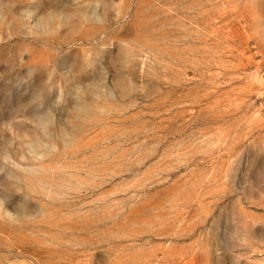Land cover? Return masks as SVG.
<instances>
[{
  "label": "rangeland",
  "instance_id": "obj_1",
  "mask_svg": "<svg viewBox=\"0 0 264 264\" xmlns=\"http://www.w3.org/2000/svg\"><path fill=\"white\" fill-rule=\"evenodd\" d=\"M0 264H264V0H0Z\"/></svg>",
  "mask_w": 264,
  "mask_h": 264
}]
</instances>
